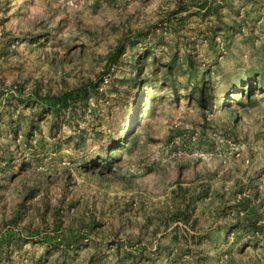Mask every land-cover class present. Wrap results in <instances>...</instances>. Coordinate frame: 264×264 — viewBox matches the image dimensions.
<instances>
[{
	"label": "rangeland",
	"instance_id": "rangeland-1",
	"mask_svg": "<svg viewBox=\"0 0 264 264\" xmlns=\"http://www.w3.org/2000/svg\"><path fill=\"white\" fill-rule=\"evenodd\" d=\"M0 264H264V0H0Z\"/></svg>",
	"mask_w": 264,
	"mask_h": 264
},
{
	"label": "trees",
	"instance_id": "trees-1",
	"mask_svg": "<svg viewBox=\"0 0 264 264\" xmlns=\"http://www.w3.org/2000/svg\"><path fill=\"white\" fill-rule=\"evenodd\" d=\"M135 120H137V114H136V116H135Z\"/></svg>",
	"mask_w": 264,
	"mask_h": 264
}]
</instances>
